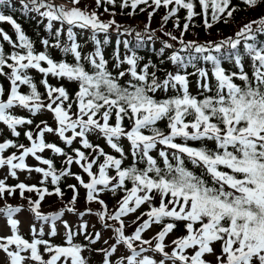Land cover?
I'll return each mask as SVG.
<instances>
[{"label":"snow or ice","instance_id":"6c2138e0","mask_svg":"<svg viewBox=\"0 0 264 264\" xmlns=\"http://www.w3.org/2000/svg\"><path fill=\"white\" fill-rule=\"evenodd\" d=\"M18 2L46 18L49 29L59 22L52 46L74 59L56 61L47 51L48 39L41 41L45 50L37 52L13 16L0 12V22L10 23L16 33L13 40L0 29V79L9 82L8 88L0 83V123L7 130L5 135L0 128V170L7 169L0 178V215L10 229L9 235L0 236V252L6 257L0 264H92L93 254L101 257L97 264H264V41L257 39L264 35V15L231 36L201 42L186 38L190 22L203 16L206 29L220 21L227 24L240 10L232 0H95L92 11L81 8V0L69 5ZM241 2L250 9L264 4ZM6 3L0 0V5ZM105 5L118 7L122 14L130 9L129 17L147 12L148 20L136 31L119 24L116 12ZM101 7L110 19L100 18ZM161 8L165 14L153 29L151 20ZM181 10H186L182 28ZM170 20L179 35L165 30ZM64 28L67 42L61 44ZM74 28L91 30L94 51L83 54ZM112 29L118 36L133 35L138 45L159 41L157 54L163 57L170 51L166 59L175 68L158 74L162 70L157 64L150 59L142 63L130 41L118 38L125 54L114 51V73L96 38L104 33L103 44H108ZM224 60L232 67L225 68ZM245 60L250 62L247 68ZM33 70L42 74L38 83L30 75ZM48 77L74 82L78 90L53 86ZM21 85L30 91L21 92ZM15 108L33 118L16 114ZM45 111L52 114L54 126L44 120L35 123L34 117ZM161 122L166 130L159 127ZM21 135L29 143L14 139ZM49 135L66 147L49 141ZM93 137L103 139L115 154ZM46 151L56 155L45 158ZM26 157L39 164L29 166ZM57 158L62 160L59 170ZM72 165L82 173L73 172ZM18 170L42 178L35 184H8L9 178L18 180ZM69 177L77 181L66 185L71 197L58 210L42 212L47 197L65 201L62 178ZM81 188L83 209L78 207ZM17 192L35 220L43 222L38 229L30 225L31 239L20 234L15 218L22 206L8 203ZM104 196L115 200L111 208ZM69 215L75 221L65 218ZM60 228L62 243L45 238L61 235ZM177 231L182 234L169 241Z\"/></svg>","mask_w":264,"mask_h":264},{"label":"trees","instance_id":"16d2710c","mask_svg":"<svg viewBox=\"0 0 264 264\" xmlns=\"http://www.w3.org/2000/svg\"><path fill=\"white\" fill-rule=\"evenodd\" d=\"M92 1H94V7H93V10H94L96 9L95 0H92ZM197 3H198V0H197ZM232 3L233 5L238 6L240 9L239 11L234 13V19L230 20L227 24H225L223 21H220L214 24L211 29H206L203 25V16H198L194 18L193 21L190 22L192 26L190 27V30L186 34V38L187 39H198L201 42H204L207 40H219L223 37L233 35L242 24L248 22L249 20L255 19L261 15H264V4H261L260 7H257L255 9H250V8H246L245 5L241 2V0H232ZM105 7L109 8V12L111 11L116 12V17L120 18V20L117 21L119 24H121L122 26H131L136 31H141L144 28V25L148 20L147 12H144V13L137 12L135 17H129L127 15V11H130V9L125 10L124 13L122 14L121 10L118 7L114 8L111 5H105ZM97 11L101 14L106 13L104 12V7L99 8ZM165 11L166 10L163 8L158 10V12L154 15L151 21L161 23V17L165 14ZM196 11L200 12V9L198 6L196 8ZM0 12H3L6 15L13 16L16 22L21 25V30L25 33L26 36H28L30 41L33 42V46L37 52L45 50L46 46L42 45L41 41L43 39H48L50 43H49V46H47V51L56 61H60L61 59H64L67 62H73L74 58L70 54H64L60 51V49L52 46L56 43V36L54 33V29L60 28L59 22H53L54 28L49 29L47 27L48 21L46 18H41L39 14L36 12H29L23 9V7L19 4L18 0H7L6 4L0 5ZM178 15L181 21L180 26L182 28L183 23L185 22L184 17L186 16V10H181ZM137 20H141V23H137ZM152 22H151V27L154 29L155 27L152 26ZM0 29H3L4 32L9 34L13 40H16L15 30L10 23L0 22ZM73 30L74 32H77V42L80 43L83 54L87 55L90 52L94 51L95 44H94V41L91 39V36H92L91 30H79L75 28ZM165 30L174 31V34L179 35V32L175 31V29L173 28V20H170L168 22ZM157 35H161V34L158 32ZM96 38L101 40L102 42L101 47L103 50V54L105 55V58L109 60V69L113 71L114 73L116 72V69L112 67V64L114 62V56H113L114 51L119 50L121 57H123V55L125 54V49L123 48V45L116 43L118 38L121 40L128 39L130 41V46L137 52V55L144 58L142 63H145L150 59L153 61V63L157 64L158 67H160L162 70V72L158 74H162L163 72H166V71H172L175 68V65L171 64V62L166 59V56L171 54L170 51L166 50V53L163 57L157 54L159 48L161 47V44L159 43V41L153 44L152 42L145 40L143 44L138 45L133 35H125L121 33L118 36L115 29L110 30L108 34L109 42L106 45L103 44V40L105 38L104 33H97ZM162 38L167 39V37H162ZM257 39L264 41V35H258ZM60 42L61 44H64L67 42L66 28H64L61 32ZM3 46L6 51H11L10 45L4 43ZM240 51L241 53H243L242 46L240 48ZM162 59L164 60L163 64L160 63ZM249 63L250 62L248 60H245L246 68ZM223 65L225 68H231L232 62L224 60ZM201 66H205V65L202 64ZM124 67H127V66L125 65ZM206 67L210 68L211 65H206ZM188 71H192L191 67L188 68ZM30 75L33 76L34 82H37V83L43 78L42 74H38L35 70L31 71ZM48 79H49V82L53 86H58L60 84L65 85L67 90L70 93H74L76 90H78V85L74 82H68L67 80L57 79L53 77H48ZM127 79H128L127 76L124 77L121 80V83H123L124 80H127ZM194 79L195 78H193V80ZM0 83H2L5 88H8L9 86V82L6 79H0ZM20 91L23 93H27L30 91V89L25 85H21ZM39 91L44 93L45 89L42 86H40ZM192 91H193V94L196 93V88L194 84H193ZM19 113H23V112H19ZM23 115L25 118H33L26 114H23ZM34 120H35V123L38 124L39 119L37 117H34ZM125 123L127 124V120L125 121ZM159 127L161 129H165V122H161L159 124ZM23 130L25 129H21V131ZM5 135H7L6 129H5ZM14 139H17L19 142H22V143H29L23 135H21L19 138H14ZM92 139L94 140V142L100 143L102 146H104L105 151H112L113 154H115L114 150L109 149L105 145V142L103 141V139L98 140V141L95 139V137H93ZM48 140L56 141L59 146L66 147L63 145L61 141H58L55 136L48 137ZM122 144L125 150L127 151L129 148L128 142L122 141ZM73 146H77V145H73ZM55 155L56 154L51 153L50 151H46L44 153L45 158L55 156ZM130 161H131V157L129 156L126 163ZM55 164H56L57 169L59 170V168L62 165V160L60 158H57L55 160ZM71 170L75 173H82V170L76 165H72ZM83 178H84V175H83ZM37 182L35 181V183ZM7 183L11 185L17 182L13 180ZM75 183H77V181H75V179L72 177H69L66 180L62 178V186L66 193V197H69L72 195L71 191L67 189L66 185L75 184ZM53 198H58V197L56 196L47 197L45 200L46 202L45 206L49 204ZM103 198L106 199L108 205L109 204L113 205L115 203V200L110 198L109 196H104ZM141 211H143V208L141 209ZM176 233H180V231H177L174 234ZM51 240L53 243H56V244L62 243L61 238L51 239Z\"/></svg>","mask_w":264,"mask_h":264},{"label":"rangeland","instance_id":"374dc122","mask_svg":"<svg viewBox=\"0 0 264 264\" xmlns=\"http://www.w3.org/2000/svg\"><path fill=\"white\" fill-rule=\"evenodd\" d=\"M70 2H71V0H54V3H56V4H64V5H69ZM79 6L81 8L87 7L89 11H92L93 7H94V1H92V0H81V4ZM100 18L102 20H107V19H110L111 17L109 15V13H102ZM115 19L117 21L120 20V18H118L116 16H115ZM159 24H160L159 22H152V26L155 27V28H158ZM19 110H22V109H19ZM16 114L23 116V114H20V113H16ZM35 117L39 118L38 124L40 123L41 120H44V121H46L49 124H53V126H54L53 119H52V114L50 112L45 111L43 113L37 114ZM0 128L6 129V126H4L2 123H0ZM124 141H126V140H124ZM25 162L29 166H35V165L39 164V162L36 161L33 157H26L25 158ZM6 173H7V169L6 168L3 169V170H0V178H4ZM83 175H84V179H87L86 174H83ZM41 178H42V176L40 174L35 173V172L28 173L27 170H18V180L15 179V178H9L8 180H10V181H12V180L24 181L25 183L32 184V183H35V181L36 182L39 181ZM26 195H32L33 199L36 198V197H34V194L26 193ZM70 197L71 196L65 197V201H63V202L60 201L59 198H53L52 201H50V203L47 204L46 206H45L46 202L44 201V202H42L41 211L46 214V213H48L50 211L58 210L59 207L61 206V203L66 202L67 199L70 198ZM8 203L12 204L13 206H22L21 212L16 214L15 218H17L20 221V224H19L20 234L22 236H24L25 238H27V239H31L30 225H35L37 227V229H38L40 224L43 223V222H39V221L35 220L34 214L31 213L28 210L27 201L21 199L18 192H17L15 198H9L8 199ZM85 203L86 202L84 200V190L81 188L80 189V204L78 205V207L83 209L84 206H85ZM2 205H3V202L0 201V206H2ZM108 206L111 208L112 204H109ZM92 207L95 209V208H98L99 206L96 205V204H93ZM65 218L66 219H70L72 221H75V219H76V217L71 216V215L66 216ZM130 220H131V218H130ZM96 226L99 227V225H96ZM129 230L131 231V229H129ZM45 231H47V228L45 229ZM155 231H156V229L154 228L153 232H155ZM60 232H61V235H62V233H63V229L62 228H60ZM9 234H10V229H9V226L6 225V219L2 215H0V236H6V235H9ZM181 234H182L181 232L173 234L172 236H169L167 239L169 241H171V239H173L175 236H178V235H181ZM61 235H57V236H61ZM149 235H151V233H149ZM45 238H50L51 239L52 237H45ZM99 246L100 245L98 244L97 247H99ZM216 248H217V251H219L218 244L216 245ZM85 255L87 256L88 253H85ZM45 258H47V257H45ZM206 258L209 259V260H213L214 261V257H212V256H208ZM5 259H6L5 254L3 252H0V261H4ZM100 259H101V257L99 255L93 254L91 256L92 264H96Z\"/></svg>","mask_w":264,"mask_h":264}]
</instances>
